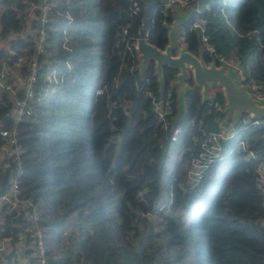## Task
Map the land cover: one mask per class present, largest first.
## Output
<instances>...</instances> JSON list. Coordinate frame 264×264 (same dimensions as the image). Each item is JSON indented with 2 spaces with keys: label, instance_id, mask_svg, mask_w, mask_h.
<instances>
[{
  "label": "trees",
  "instance_id": "1",
  "mask_svg": "<svg viewBox=\"0 0 264 264\" xmlns=\"http://www.w3.org/2000/svg\"><path fill=\"white\" fill-rule=\"evenodd\" d=\"M38 1L0 0V40L6 42L0 65L8 49L32 54ZM51 2L56 11L39 58L38 99L17 126L25 150L20 191L39 211L47 264H264V196L256 188L264 123H235V137L220 157L198 184L189 183L188 149L198 150L202 138L189 121L215 131L224 116L201 102L189 80L182 133L173 145L166 140L147 96V90L161 96L153 65L140 76L136 53L126 45L143 29L151 44L164 48L171 16L163 1L139 0L137 14L127 0ZM190 4L199 9L215 51L238 62L245 83L264 85V0ZM187 25L182 43L198 55L201 34ZM203 59L210 62V54L203 51ZM51 71L62 81L50 85L45 77ZM163 72L162 96L175 115V71L164 66ZM145 78L149 88L137 90L135 83ZM19 95L0 91V131L13 127ZM215 101L223 102L220 92ZM14 167L13 161L7 168L0 164V193ZM161 183L167 200L161 199ZM24 223L22 211L3 217L0 238L12 237L13 244Z\"/></svg>",
  "mask_w": 264,
  "mask_h": 264
},
{
  "label": "built area",
  "instance_id": "2",
  "mask_svg": "<svg viewBox=\"0 0 264 264\" xmlns=\"http://www.w3.org/2000/svg\"><path fill=\"white\" fill-rule=\"evenodd\" d=\"M163 10L166 15L172 16L175 13H181L192 7L193 12L188 21L187 29L189 31H199L201 34V49L210 54L216 63L231 66L238 70V73L244 82L241 70L230 62L229 58L221 53H217L212 45L208 42V37L205 34V23L197 17L200 13L198 8L190 4V0H162ZM129 9L132 14H137L140 11L139 0H127ZM33 9L38 10L37 24L33 30L32 54L28 55L25 52H16L12 49L7 50V58L1 62L0 65V91L15 95L20 92V95L14 100L13 121L14 125L11 129H3L0 131V164L7 168L10 162H14V172L10 176V181L7 189L0 193V222H3V217L6 219L8 214L13 211L23 212L24 224L19 227H24L23 234L18 235L16 241L12 244V237L0 238V264H47V249L44 240L43 228L39 225L40 214L36 205L27 197L21 195L20 183L25 168L22 162V156L25 152L18 140L17 126L31 115L30 104L37 96V83L39 80V73L42 68L40 56L45 53L47 42V25L50 21V16L56 11L51 0H39L38 4L33 6ZM165 24V22H163ZM167 25V24H166ZM165 25V26H166ZM185 26L180 31V38L185 34ZM143 31L144 37L147 38L148 30L140 29L137 35L131 37V43H126L128 49L135 51L136 39ZM123 37L127 41V28L122 30ZM24 71V75H22ZM22 75V76H21ZM47 82L57 84L62 81V78H57L55 71L48 72L46 75ZM256 83L257 87L252 91L250 85ZM252 95L259 101L264 103V85L257 82L245 83ZM149 80L144 79L143 82H136L137 90L148 89ZM100 94L101 90H97ZM150 104L155 113L161 129L165 132L166 140L173 145L178 141L182 133L181 121L173 124V105L169 99L163 96L156 97L151 90H147ZM216 112L221 113L223 102L214 101L212 103ZM244 126L254 124L261 125L264 123L263 119H253L250 116L241 118ZM192 126H197L201 131L202 138L199 142L198 150L189 148L191 152V159L189 161V168L186 176L187 181L193 185L198 184L204 176L208 165L220 157L223 151L224 143L229 142L235 137L236 131L234 124L222 122L218 130L204 131L199 128V124L194 120H190ZM244 149V144L242 143ZM257 167L256 188L264 196V157L260 158ZM71 227L64 230L63 235L67 236Z\"/></svg>",
  "mask_w": 264,
  "mask_h": 264
},
{
  "label": "water",
  "instance_id": "3",
  "mask_svg": "<svg viewBox=\"0 0 264 264\" xmlns=\"http://www.w3.org/2000/svg\"><path fill=\"white\" fill-rule=\"evenodd\" d=\"M193 8L184 12L175 13L171 21L165 26L167 43L164 48L151 44L144 37L143 31L136 39V70L142 76L144 71L153 65V74L159 84L160 95H163L165 82L163 67L166 66L175 71L172 87L176 90L175 104L176 114L172 118L173 124L182 121L186 116V93L193 90V86L199 88L201 102L215 101V95L209 92L215 87L223 96V108L221 114L233 123H237L243 114L253 119L264 118V103L257 100L243 83L238 70L224 64H217L214 58L210 62L203 59V50L195 55L182 43L180 31L188 23L192 16ZM191 80L193 86L189 85Z\"/></svg>",
  "mask_w": 264,
  "mask_h": 264
},
{
  "label": "rangeland",
  "instance_id": "4",
  "mask_svg": "<svg viewBox=\"0 0 264 264\" xmlns=\"http://www.w3.org/2000/svg\"><path fill=\"white\" fill-rule=\"evenodd\" d=\"M0 47H6L5 41L0 40ZM229 60H230L231 63H233L234 65H236L241 70V68H240V66H239V64H238L237 61H235L233 58H229ZM249 87H250V90L253 91L257 87V84L256 83H252ZM218 92H219V88L218 87H215L214 89H211L209 93L211 95H215ZM224 122H228V123H231V124H235L232 121L227 120L225 117H224ZM220 128H224V127L223 126L222 127L220 126ZM175 157H176V155L173 152V154L171 156V161H173L175 159ZM161 192H162V198L161 199L162 200H167L168 199V196H167V192H166V188H165L164 183H161Z\"/></svg>",
  "mask_w": 264,
  "mask_h": 264
},
{
  "label": "crops",
  "instance_id": "5",
  "mask_svg": "<svg viewBox=\"0 0 264 264\" xmlns=\"http://www.w3.org/2000/svg\"><path fill=\"white\" fill-rule=\"evenodd\" d=\"M6 43V42H5Z\"/></svg>",
  "mask_w": 264,
  "mask_h": 264
}]
</instances>
